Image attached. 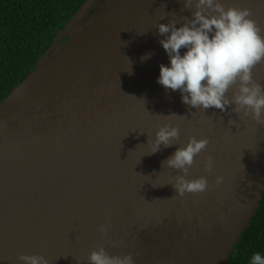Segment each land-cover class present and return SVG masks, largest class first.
<instances>
[{
    "label": "water",
    "instance_id": "water-1",
    "mask_svg": "<svg viewBox=\"0 0 264 264\" xmlns=\"http://www.w3.org/2000/svg\"><path fill=\"white\" fill-rule=\"evenodd\" d=\"M222 2L250 9L264 35V0ZM193 11L184 0H84L12 87L0 104V264H24L21 254L90 264L101 246L134 264H228L264 193V124L232 105L192 108L157 83L169 61L156 26ZM253 77L264 85V63ZM164 123L179 137L146 154ZM193 136L209 143L188 178L213 186L181 197L163 162Z\"/></svg>",
    "mask_w": 264,
    "mask_h": 264
},
{
    "label": "clouds",
    "instance_id": "clouds-1",
    "mask_svg": "<svg viewBox=\"0 0 264 264\" xmlns=\"http://www.w3.org/2000/svg\"><path fill=\"white\" fill-rule=\"evenodd\" d=\"M184 6L195 8L191 19L183 17L184 22L179 27L176 19L159 22L156 26L163 37L159 43L169 61L160 64L157 83L166 91L178 90L182 102L192 108L214 107L226 111L227 106L232 105V111L242 113L244 117L251 116L258 125L264 124V85L253 77L255 66L264 63V35L252 19L251 10L226 7L222 0H184ZM181 49H185L183 54ZM150 58L151 53H146L141 60ZM229 89H233L231 96ZM178 137V127L162 124L146 154L156 153L161 145L172 146V141ZM208 143V137H190L163 162L166 167L178 170L172 183L176 195L202 193L213 186L204 175L188 178L194 158ZM213 163V157L206 156L203 161L205 171L211 172ZM223 182L222 175L215 177L216 185ZM109 226L108 223L101 224L100 232L106 235ZM19 259L24 264H47V259L37 254H21ZM88 260L90 264H134L131 254L110 255L103 246L92 250ZM250 264H264V256L254 253Z\"/></svg>",
    "mask_w": 264,
    "mask_h": 264
},
{
    "label": "trees",
    "instance_id": "trees-1",
    "mask_svg": "<svg viewBox=\"0 0 264 264\" xmlns=\"http://www.w3.org/2000/svg\"><path fill=\"white\" fill-rule=\"evenodd\" d=\"M84 0H0V104L35 68L57 31ZM259 208L234 247L228 264L264 256V193Z\"/></svg>",
    "mask_w": 264,
    "mask_h": 264
},
{
    "label": "snow or ice",
    "instance_id": "snow-or-ice-1",
    "mask_svg": "<svg viewBox=\"0 0 264 264\" xmlns=\"http://www.w3.org/2000/svg\"><path fill=\"white\" fill-rule=\"evenodd\" d=\"M256 67V66H255Z\"/></svg>",
    "mask_w": 264,
    "mask_h": 264
}]
</instances>
